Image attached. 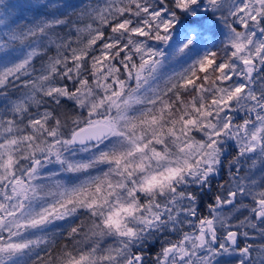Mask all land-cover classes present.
<instances>
[{"label":"snow or ice","instance_id":"1","mask_svg":"<svg viewBox=\"0 0 264 264\" xmlns=\"http://www.w3.org/2000/svg\"><path fill=\"white\" fill-rule=\"evenodd\" d=\"M15 7L0 264H264V0Z\"/></svg>","mask_w":264,"mask_h":264},{"label":"trees","instance_id":"2","mask_svg":"<svg viewBox=\"0 0 264 264\" xmlns=\"http://www.w3.org/2000/svg\"><path fill=\"white\" fill-rule=\"evenodd\" d=\"M4 2L6 4L17 6L15 8L9 9V11L11 12L10 19L12 18L19 19V17L23 16L25 20H31L35 15L34 11L28 9L29 3H34L35 0H4ZM69 2L73 4H79L80 0H69ZM20 22L23 23L25 21H20ZM176 67L178 68L179 65H176Z\"/></svg>","mask_w":264,"mask_h":264}]
</instances>
